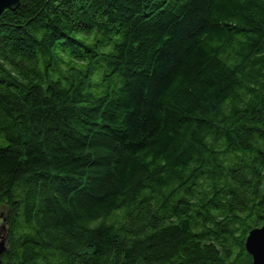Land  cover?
I'll list each match as a JSON object with an SVG mask.
<instances>
[{
	"label": "trees",
	"instance_id": "obj_1",
	"mask_svg": "<svg viewBox=\"0 0 264 264\" xmlns=\"http://www.w3.org/2000/svg\"><path fill=\"white\" fill-rule=\"evenodd\" d=\"M0 212L2 264H253L264 0L0 13Z\"/></svg>",
	"mask_w": 264,
	"mask_h": 264
},
{
	"label": "water",
	"instance_id": "obj_2",
	"mask_svg": "<svg viewBox=\"0 0 264 264\" xmlns=\"http://www.w3.org/2000/svg\"><path fill=\"white\" fill-rule=\"evenodd\" d=\"M19 5L20 0H0V13L5 9L15 10ZM9 234V223L3 215H0V264L3 253L8 249ZM245 245L253 258V264H264V225L250 231Z\"/></svg>",
	"mask_w": 264,
	"mask_h": 264
},
{
	"label": "rangeland",
	"instance_id": "obj_3",
	"mask_svg": "<svg viewBox=\"0 0 264 264\" xmlns=\"http://www.w3.org/2000/svg\"><path fill=\"white\" fill-rule=\"evenodd\" d=\"M3 214V213H2ZM0 215H1V212H0Z\"/></svg>",
	"mask_w": 264,
	"mask_h": 264
}]
</instances>
